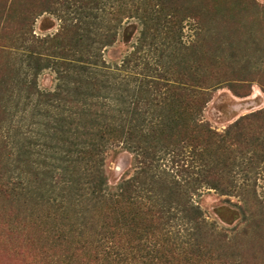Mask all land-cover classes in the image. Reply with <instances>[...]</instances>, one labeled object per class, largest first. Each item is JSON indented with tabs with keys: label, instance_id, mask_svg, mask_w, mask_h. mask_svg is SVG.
<instances>
[{
	"label": "trees",
	"instance_id": "1",
	"mask_svg": "<svg viewBox=\"0 0 264 264\" xmlns=\"http://www.w3.org/2000/svg\"><path fill=\"white\" fill-rule=\"evenodd\" d=\"M6 1L0 0V27L10 30ZM57 1L43 0V5ZM62 1L64 24L52 36L31 34L34 9L20 15L16 33L26 46L19 54V93L25 102H34V116L43 117L35 125H43V131L27 130L22 142L12 147L17 145L18 161L25 163L33 155L43 160L32 170L26 164L14 179L6 176L0 188L13 196H32L47 217H68L73 210L85 223L94 220L91 241L100 245L114 233L118 250L106 247L101 256H94L105 264H130L136 252L148 258L143 264H233L211 249L215 225L206 221L192 194L202 185L232 193L235 169L243 163L237 160L248 154L250 168L255 162L264 164V108L240 116L223 131L202 118L215 90L227 86L243 95L256 76L264 75V69H250L251 59L239 66L240 34L221 36L213 31V21L220 17L248 30L241 17L248 14L242 11L253 21L264 17V5L255 0H205L204 46L200 35L189 43L175 38L183 17L200 18L193 8L181 10L183 0H107L111 8L106 20L98 6L102 0ZM123 16L141 21L140 49H155L154 40L162 33L172 38L165 46L167 54L162 51L169 62L156 64L152 72L147 67L149 73H141L134 84L122 83L116 72L138 63L129 57L111 68L100 54L103 45L115 41ZM103 24L105 32H95ZM49 67L56 71L58 83L53 91H42L37 77ZM63 106L69 109L66 115ZM3 112L0 125L10 114L0 102ZM120 143L135 154L138 170L111 187L105 154ZM166 155L175 174L158 164ZM78 207L84 210L79 213ZM154 239L155 245L149 246ZM126 243L131 248H125Z\"/></svg>",
	"mask_w": 264,
	"mask_h": 264
},
{
	"label": "rangeland",
	"instance_id": "2",
	"mask_svg": "<svg viewBox=\"0 0 264 264\" xmlns=\"http://www.w3.org/2000/svg\"><path fill=\"white\" fill-rule=\"evenodd\" d=\"M255 1L259 5H264V0ZM6 3L10 7L7 13L10 30L0 27V102L7 107L10 114L6 119H2L3 123L0 125V183L8 176L14 179L16 173L26 164L32 170L33 166L38 167L37 161L43 160L33 155L27 158L25 163L18 161L17 158L21 156L17 154V145L12 147V143H17L18 140L22 142L27 130L33 128L36 132L43 131V125H35L43 117L34 116L36 111L34 102H25L24 94L19 93L21 90L19 72L22 73L21 64H23L20 62L19 54L26 46L25 42L22 45V40L16 33L21 22V12L25 9H34L30 29L31 34L36 38L58 33L64 24L63 15L66 14L62 0L50 5H43V0H7ZM92 6L95 4L89 3L88 7ZM98 6L102 7L101 19L106 20L109 17L106 16V12L111 8L110 3L102 0ZM181 8L182 11L189 8L185 12H191L193 8L200 18L196 20L188 16L183 17L175 38L189 43L200 35L201 42L205 46V0H183ZM242 13L249 15L245 11ZM122 14L120 12V15ZM248 15L241 16L249 26L248 30L241 29L240 24L235 27L216 17L217 21H213V31L221 33V36L240 34L238 46L242 58L239 66L246 65L244 61L251 59L248 64L250 69L256 66V69L262 70L264 69V17L259 15V20L255 18L252 21ZM5 16L6 12L3 14L4 18ZM142 26L137 17L123 16L122 22L117 27L115 41L103 45L100 49L102 59L111 68L120 65L122 59L129 57L133 63H138V66L134 63L133 67L121 68L116 72L121 74L120 80L124 84L128 81L134 84L142 76L141 73L147 74L150 69L152 72L156 64L169 62L168 56L165 57L162 51L167 54L165 46H168L167 41L172 40L171 36L162 33L154 40L155 49L148 45L140 49L138 46ZM95 32L104 33L105 25L97 27ZM225 50L229 52L227 48ZM246 69L249 68L246 66ZM57 83V73L51 67L44 68L37 77L38 88L42 91H53ZM263 86L264 75H260L256 76L243 95L235 94L227 86L218 88L212 93L211 99L202 111L203 120L214 129L223 131L240 116L264 108ZM22 90L25 92L24 89ZM60 109L64 115L69 112L68 107L63 106ZM3 116L5 112L0 114V117ZM32 139L36 138L33 136ZM113 148L108 150L104 160L105 172L111 187L131 177L138 170L136 156L129 148L121 143L114 145ZM248 158L249 154L237 160L243 163L235 169L237 181L232 193L221 194L202 185L193 191L192 199L200 206L206 221L215 225L217 233H214L216 237L210 238L209 242H213L211 249L223 253L227 259L230 257V262L233 264H264V164L255 162L254 167L250 168L246 165ZM158 164L161 169L176 173V169L171 167L168 155L160 159ZM77 210L81 213L84 209L78 207ZM75 214L76 212L71 210L68 217L64 216L66 214L57 217L59 213L47 217L43 208L36 204L32 196H28L27 199L24 196H13L0 188V264H105V261L95 259V254L101 256L106 247L112 251L118 250V239L113 233L103 245L95 240L91 241L92 222L95 221L85 223L86 220ZM169 230L174 228L171 227ZM170 235L173 234L169 232ZM202 236L205 238L203 232ZM185 237L184 235V240ZM160 239L163 238L157 240ZM155 241L156 239L152 240L149 246L155 245ZM129 245L126 243L125 248H131ZM147 259L136 252L128 262L143 264Z\"/></svg>",
	"mask_w": 264,
	"mask_h": 264
}]
</instances>
